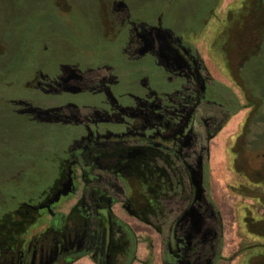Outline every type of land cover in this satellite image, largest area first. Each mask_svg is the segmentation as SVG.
Returning a JSON list of instances; mask_svg holds the SVG:
<instances>
[{
	"label": "flooded vegetation",
	"instance_id": "flooded-vegetation-1",
	"mask_svg": "<svg viewBox=\"0 0 264 264\" xmlns=\"http://www.w3.org/2000/svg\"><path fill=\"white\" fill-rule=\"evenodd\" d=\"M119 1L97 0L92 38L71 59L45 46L18 79L27 95L9 100L13 114L58 129L60 144L15 153L26 193L11 208L0 200V264H215L240 235L256 250L240 264H264V217L241 203L246 231L227 238L213 203L226 185L222 133L237 119L223 144L229 184L264 211V144L251 149L264 115L244 75L264 45L262 0H155L151 20ZM144 227L166 249L154 261L139 257Z\"/></svg>",
	"mask_w": 264,
	"mask_h": 264
},
{
	"label": "rangeland",
	"instance_id": "rangeland-1",
	"mask_svg": "<svg viewBox=\"0 0 264 264\" xmlns=\"http://www.w3.org/2000/svg\"><path fill=\"white\" fill-rule=\"evenodd\" d=\"M150 1L155 0H120L119 6L127 8L132 19L151 20L153 17L150 12L152 5ZM59 2L60 0H0V41L7 49L6 55L0 60V200H2V205H0L2 209L13 206L12 203L9 206L4 204L13 196L16 200L25 198L24 185L18 184L20 182L16 177L19 170H24L21 164H25L26 161L14 157L15 153L27 152L32 147L35 151H41L43 146L54 147L60 144L58 129L29 124L22 117L13 114V107L9 100L27 95L26 89L20 85L19 77H25L26 80L32 70L29 65L32 61L36 62L39 59L36 55L37 53L42 54L45 46L49 49L47 55L50 58L55 57L62 61L71 59L72 54L80 49L79 45L92 38L90 33H94L98 21L97 0H71L74 10L66 15H60L57 8ZM262 3L264 4V0L258 4ZM177 10L175 12H178ZM171 16L170 20L174 17V11ZM66 21L73 26V32L65 27L63 22ZM84 32H90L86 38H82L85 36ZM96 36L100 38V35ZM244 75L247 87L252 90L261 104L259 115H264V45L258 58L245 68ZM237 122V119H234L229 129L222 133V184L226 183V185H222V195L216 196L213 199L214 202L212 200L229 230L227 238L228 235L237 232L238 228L239 234L246 231L245 218L249 213L245 207L240 206L241 203L252 207L254 219L264 217L261 207L251 202L254 199L246 201L234 194V185L231 190L230 179L227 177L223 144L232 126H236ZM262 124H264L263 121ZM259 132L262 135L254 141L251 148L253 151L260 149L264 144V131ZM215 154L216 161H219L221 151L216 150ZM216 167L219 171V167ZM12 178L15 182L8 181ZM163 218L164 220L169 219L168 216ZM199 228L200 221L195 217L193 229L196 231ZM240 236L236 237L231 246L223 250V256H220L215 264H240L242 257L255 255L256 250L252 247H240ZM139 237L141 238L140 243L144 245H141L139 250L140 259L150 260L152 258L154 261L157 257L164 255L165 246L161 247L154 231L144 227ZM209 262L213 264L212 261L206 264ZM79 264L89 263L85 261ZM156 264H160L159 260Z\"/></svg>",
	"mask_w": 264,
	"mask_h": 264
},
{
	"label": "water",
	"instance_id": "water-1",
	"mask_svg": "<svg viewBox=\"0 0 264 264\" xmlns=\"http://www.w3.org/2000/svg\"><path fill=\"white\" fill-rule=\"evenodd\" d=\"M70 192V184H67L64 186L63 190H60L59 193L57 194V197H60L61 195H67ZM208 264H211L210 262Z\"/></svg>",
	"mask_w": 264,
	"mask_h": 264
}]
</instances>
